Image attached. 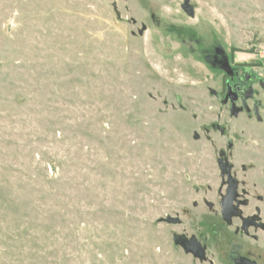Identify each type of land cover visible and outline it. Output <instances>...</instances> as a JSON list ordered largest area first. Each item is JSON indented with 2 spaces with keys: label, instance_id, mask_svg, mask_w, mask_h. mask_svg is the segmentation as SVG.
<instances>
[{
  "label": "rangeland",
  "instance_id": "374dc122",
  "mask_svg": "<svg viewBox=\"0 0 264 264\" xmlns=\"http://www.w3.org/2000/svg\"><path fill=\"white\" fill-rule=\"evenodd\" d=\"M183 3L0 0V264H230L203 220L228 140L264 187V0Z\"/></svg>",
  "mask_w": 264,
  "mask_h": 264
},
{
  "label": "flooded vegetation",
  "instance_id": "af4514ba",
  "mask_svg": "<svg viewBox=\"0 0 264 264\" xmlns=\"http://www.w3.org/2000/svg\"><path fill=\"white\" fill-rule=\"evenodd\" d=\"M217 52L220 56L221 50L219 48H217ZM214 60L218 64L219 57L216 55ZM220 66L230 70V80L232 81L228 82V89L223 96L224 101L231 104L230 112L233 105H236L238 113L233 114L231 112V114L238 116L240 109L244 104H247V100L255 95L254 85L257 79L252 74L253 66L244 65L239 75V66L232 64L230 57L229 60L224 59L221 61ZM261 85L264 86V83ZM229 93L232 96L227 98ZM239 101H241L240 106H238ZM254 110L259 112L257 105H254ZM257 120L262 122V116L258 114ZM218 128L221 134L225 133L223 127L218 126ZM195 136L199 137V134L196 133ZM233 147V141L228 140L227 149L219 152L217 168L219 170L220 186L216 190V201L219 204V210L206 212L205 214L209 215V218L203 220V223L205 229L215 235L216 243L223 249V259L230 264H264V187L262 190H256L258 184H254L248 178L254 169L253 164H236L233 162L231 157ZM204 202L210 209L214 208L212 200L205 198ZM195 204L197 205V202ZM223 205H229V208L224 211ZM173 217L179 218L180 222L172 224L182 222L180 216ZM176 238L178 242L175 241ZM174 241L183 246L188 252H190L192 245H197L203 249L206 257L201 260H208L206 239L201 241L194 234L190 237L186 234H175Z\"/></svg>",
  "mask_w": 264,
  "mask_h": 264
},
{
  "label": "water",
  "instance_id": "95a60500",
  "mask_svg": "<svg viewBox=\"0 0 264 264\" xmlns=\"http://www.w3.org/2000/svg\"><path fill=\"white\" fill-rule=\"evenodd\" d=\"M182 6H183L184 10H185L188 14H190V15H194V8H193V5L190 3V0H184V3H183ZM114 7L117 9V5H116V4H114ZM117 14L120 15V12H119L118 10H117ZM230 96H232L231 93H229V95L227 96V98H229ZM180 104H182V103L180 102ZM231 112H232L233 114H237V113H238V108L236 107L235 104L233 105V107H232V109H231ZM230 201H231V200H230ZM223 206H224V205H223ZM231 207H232V206H231ZM228 208H229V205H225V206L223 207V210L226 211ZM165 221H167V222H169V223H174V222L178 223V222H180V219L169 215V216H167V217L165 218ZM175 241L178 242V239L176 238ZM190 252H192L193 255H194L195 257H198V258H200V259H204V258H206L205 255H204V251H203V249L199 248V247H198L197 245H195V244L191 246Z\"/></svg>",
  "mask_w": 264,
  "mask_h": 264
}]
</instances>
